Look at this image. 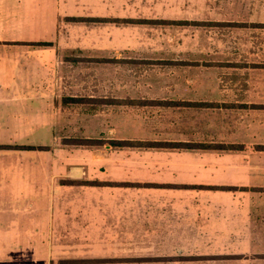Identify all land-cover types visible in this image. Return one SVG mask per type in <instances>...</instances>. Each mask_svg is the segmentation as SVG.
Segmentation results:
<instances>
[{
	"label": "crops",
	"instance_id": "1",
	"mask_svg": "<svg viewBox=\"0 0 264 264\" xmlns=\"http://www.w3.org/2000/svg\"><path fill=\"white\" fill-rule=\"evenodd\" d=\"M219 5L176 39L115 21L132 0H0V264H264V0ZM64 55L164 81L63 79ZM78 134L187 145L57 144Z\"/></svg>",
	"mask_w": 264,
	"mask_h": 264
},
{
	"label": "rangeland",
	"instance_id": "2",
	"mask_svg": "<svg viewBox=\"0 0 264 264\" xmlns=\"http://www.w3.org/2000/svg\"><path fill=\"white\" fill-rule=\"evenodd\" d=\"M135 1L136 4V18L127 17V18H118L120 22H131L134 23V29L136 33H142L143 38L150 37H164L162 34L165 32L169 34H174V38L182 37L183 33H187L189 31L195 33L193 36H197L199 32L205 31L207 33L213 32V26L216 25L214 22H204L202 20L196 19V16H215L216 10L219 9V4L222 0H132ZM140 14V15H139ZM140 16V17H139ZM66 20L73 21H87L85 17L81 16H67L64 17ZM188 18V19H187ZM65 27L62 28V30ZM63 61H65V66L68 65V62L75 63L77 66V78L80 80L88 79H117L124 78L126 80V84L130 81H138L141 82L143 80H150L151 82L159 81L160 79L164 81V66L159 67L152 66L143 61L145 60H137L134 58H128L126 66V71L123 73V66H119L113 58L110 57H85V56H75L71 57L69 55L63 56ZM132 61L139 62L136 63V67H134ZM162 68V69H161ZM63 76L69 79V71L68 66L63 70ZM162 77V78H161ZM141 88V87H140ZM85 88H82L78 93H85ZM98 90V89H97ZM99 91L98 95H92L94 98L93 101H87L86 95H78L73 96L77 97L81 101H77L76 106L79 109V115H84L87 110L93 112V110H100V108L105 105L101 103V99H110L114 98L112 94L110 95H101V91ZM97 97V98H95ZM128 103H126L127 105ZM74 105V104H73ZM75 106V105H74ZM81 138H95L99 143H86L83 144ZM108 138L115 137H107L106 135H61L58 138L59 145L63 147H77V148H94L96 150H100V146L102 144H108L106 141L102 142L101 140H106ZM126 140V145L120 146H110L111 149H120V148H134L141 146H158V147H167V146H185L187 143L184 142H166V141H151V140H137V139H125V138H117ZM51 145H40L38 146L40 149L49 150L52 147ZM34 147V146H32ZM98 147V148H97ZM69 179L63 178L58 181L61 184H72V185H81L86 183L79 182H69ZM85 180L82 178L77 179ZM100 181V180H99ZM84 182H92L85 180ZM96 183V181H93Z\"/></svg>",
	"mask_w": 264,
	"mask_h": 264
},
{
	"label": "trees",
	"instance_id": "3",
	"mask_svg": "<svg viewBox=\"0 0 264 264\" xmlns=\"http://www.w3.org/2000/svg\"><path fill=\"white\" fill-rule=\"evenodd\" d=\"M62 102L63 103H68V102H77V101H81L80 99H78L77 97H73V96H62ZM83 141V144L86 143H99V142H95L97 141L95 138H81ZM102 142L106 141L110 146H120V145H126L127 141L123 140V139H117V138H108L106 140H101ZM16 145H9V144H0V147H15ZM26 147H32L31 145H26ZM70 183L71 182H79V183H88V182H84L85 180H72L69 179L68 180ZM90 184H92L91 182H89Z\"/></svg>",
	"mask_w": 264,
	"mask_h": 264
}]
</instances>
